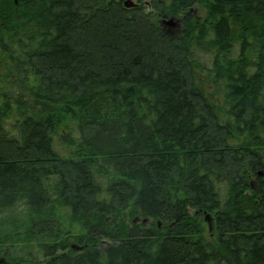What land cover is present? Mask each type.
Wrapping results in <instances>:
<instances>
[{
    "label": "trees",
    "instance_id": "16d2710c",
    "mask_svg": "<svg viewBox=\"0 0 264 264\" xmlns=\"http://www.w3.org/2000/svg\"><path fill=\"white\" fill-rule=\"evenodd\" d=\"M124 1L0 0L2 264H264V0Z\"/></svg>",
    "mask_w": 264,
    "mask_h": 264
},
{
    "label": "rangeland",
    "instance_id": "374dc122",
    "mask_svg": "<svg viewBox=\"0 0 264 264\" xmlns=\"http://www.w3.org/2000/svg\"><path fill=\"white\" fill-rule=\"evenodd\" d=\"M16 4H18V0H14ZM196 14H200L204 12L202 5L201 6H195L192 9ZM164 19V22L161 23V20ZM168 19H170V17L166 18H160L159 19V23L162 24V27L165 29V31H167L168 33L173 32L174 30H176V28H180L181 25V21H180V17H175L174 22H176V25H174L172 28L169 27L168 25ZM178 22H177V21ZM207 92L211 95L212 99L217 102V103H221L222 100V88L220 86H214L213 84L210 83V81H207ZM203 221H204V232L206 235L210 234V229H209V224L208 222L205 220V216L202 217ZM14 256H20V257H26L27 260H29V262H32V264H42L43 263V255H42V251L39 249V247L34 243V244H29V245H25L23 247H19L17 249H15V254ZM2 259V262L4 263L5 260V256L4 255H0V260Z\"/></svg>",
    "mask_w": 264,
    "mask_h": 264
},
{
    "label": "water",
    "instance_id": "95a60500",
    "mask_svg": "<svg viewBox=\"0 0 264 264\" xmlns=\"http://www.w3.org/2000/svg\"><path fill=\"white\" fill-rule=\"evenodd\" d=\"M125 2V4L126 5H132L133 3L131 2V1H129V0H126V1H124ZM174 20H175V17H170V19H168V25H169V27H173L174 25H176V22H174ZM177 21V20H176ZM162 22H164V19L163 20H161V23ZM178 22V21H177ZM168 33V32H167ZM146 220V218L144 219V221ZM205 220L208 222V224H209V229H210V226H211V221H210V217H209V215H205Z\"/></svg>",
    "mask_w": 264,
    "mask_h": 264
},
{
    "label": "flooded vegetation",
    "instance_id": "af4514ba",
    "mask_svg": "<svg viewBox=\"0 0 264 264\" xmlns=\"http://www.w3.org/2000/svg\"><path fill=\"white\" fill-rule=\"evenodd\" d=\"M3 262H2V259L0 260V264H2Z\"/></svg>",
    "mask_w": 264,
    "mask_h": 264
}]
</instances>
